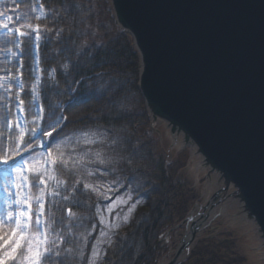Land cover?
Here are the masks:
<instances>
[{"label": "trees", "instance_id": "16d2710c", "mask_svg": "<svg viewBox=\"0 0 264 264\" xmlns=\"http://www.w3.org/2000/svg\"><path fill=\"white\" fill-rule=\"evenodd\" d=\"M38 7L43 10L40 19H36ZM3 24L13 30L21 44L15 47V39L0 27V156L10 151L9 133L19 131L15 123L21 107L23 126L29 130L25 139L33 142L28 152H21L25 158L45 154L49 145L65 136H79L85 130L98 132L102 143L81 145L76 152L91 147L93 152L100 151L107 163L88 164L94 174L82 179L94 185L117 184L120 191H132L142 200L130 222L115 233L112 245L104 248L107 254L101 255L98 264H156L167 253L163 236L186 217L198 197L178 175L187 155L183 153L167 165L149 132L137 88L138 58L127 35L116 27L107 0H0ZM37 25L39 40L32 31ZM16 28L30 35L20 37ZM37 75L40 116L32 91ZM5 87L10 90L5 92ZM17 93L23 105L15 98ZM61 115L67 117L61 121L63 131L58 129L51 138L43 136ZM9 122L12 129L7 127ZM32 128L37 129L34 136ZM40 142L44 149H39ZM72 148L68 145L65 151ZM10 174L0 163V214L8 210L4 189ZM59 177L67 180V186L56 189L58 196L46 195L45 213L55 217L54 227L65 242L60 245L62 255L43 264H86L101 233L98 208L102 202L96 192L85 190L82 184L71 191L77 174L61 170ZM64 196L70 198L64 200ZM68 209L74 217L69 216ZM86 232L88 244L82 260L81 234ZM235 243L231 234L202 239L183 264H244Z\"/></svg>", "mask_w": 264, "mask_h": 264}, {"label": "water", "instance_id": "95a60500", "mask_svg": "<svg viewBox=\"0 0 264 264\" xmlns=\"http://www.w3.org/2000/svg\"><path fill=\"white\" fill-rule=\"evenodd\" d=\"M107 1L138 57L149 131L167 161L188 151L208 197L165 264L219 216L264 264V0Z\"/></svg>", "mask_w": 264, "mask_h": 264}, {"label": "snow or ice", "instance_id": "6c2138e0", "mask_svg": "<svg viewBox=\"0 0 264 264\" xmlns=\"http://www.w3.org/2000/svg\"><path fill=\"white\" fill-rule=\"evenodd\" d=\"M42 16L43 10L41 7V16H37L36 19H40ZM17 19L19 20L20 18L18 17ZM0 27L7 29L12 38L15 39V47L20 48L21 42L15 37L13 30L7 24L0 25ZM29 27L31 28V25ZM38 30L39 25L32 29L33 32H36V40L40 39ZM15 33H18L20 37L30 35L29 32L21 31L19 28L15 29ZM8 51L11 50L9 49ZM12 55L16 56L17 53L12 52ZM66 67L67 65H65ZM0 86L3 85L0 84ZM36 88L37 85L34 84L33 93L36 92ZM9 90V88L5 87V92ZM21 90H23V85H21ZM15 98L20 105L24 104V100L20 99L19 93L16 94ZM33 98H35V95ZM20 111L23 112L24 108L21 107ZM41 111H43V108H41ZM37 119H40V117H37ZM64 120H67L66 116L61 115L58 117L51 131H45L42 135L51 138L52 133L57 132L58 129L62 132L61 121ZM7 127L12 129L13 123L9 122ZM15 128L19 130L18 133H9L10 151L0 156V163L6 166V171L12 173L6 181L4 189L6 193L5 205L8 210L6 213L0 214V264H43L46 259L61 256L60 245L65 242L61 231L54 227L57 223L55 217L51 214L46 216L45 213L46 195L58 196L60 193L56 189L61 185L67 186V180L59 177L60 171L64 170L77 174V178L72 184V192L77 191V185L82 184L85 190L90 189L106 199L109 198L106 192H100L98 186L87 182L86 179H82V177H91L94 174V170L87 168L88 164L107 163L101 152H93L91 147H87L79 153L76 152V149L81 145H96L98 142L102 143L103 139H98L100 137L98 132L85 130L79 136H65L63 140L55 143L54 146L49 145L45 154L41 155L39 159L36 156L25 158L21 156V152H28L33 147V142L31 138L25 139L28 129L22 128L18 122L15 123ZM30 131L34 136L37 129L32 128ZM68 145H73L70 152L65 151ZM14 156L20 157V159H13ZM53 181L55 182V188L50 183ZM33 188L37 189L35 194L32 192ZM69 198V196L63 197L64 200ZM130 199V195L127 199L120 198L113 203V207L118 204H126ZM33 204L37 205L35 210L33 209ZM135 207V203L129 207V215L134 211ZM109 211H111V208H109ZM68 214L71 217L75 216L71 209H68ZM129 215H125L123 219L127 221ZM101 223H104L103 218ZM107 227L111 230L112 228H119V225L112 224ZM81 235L83 242L80 246V257L84 260L83 249L88 244V233ZM104 237H108L107 231H101L100 238L92 245L91 256L87 258L86 264H98L101 255L107 254L100 245L106 243L110 247L113 241L110 237L106 240L103 239ZM66 251L71 252L72 249H66Z\"/></svg>", "mask_w": 264, "mask_h": 264}, {"label": "rangeland", "instance_id": "374dc122", "mask_svg": "<svg viewBox=\"0 0 264 264\" xmlns=\"http://www.w3.org/2000/svg\"><path fill=\"white\" fill-rule=\"evenodd\" d=\"M37 14L38 16H41V9H37ZM38 79V76H37ZM37 81L36 84L37 85ZM35 98L34 102L37 108L39 109L38 106V97H37V91L34 93ZM17 122L20 124V126L23 128V123H22V117L20 115V111L17 112ZM165 146H169L168 140L164 144ZM40 155L37 156V159H39ZM172 160V157L170 158ZM169 159V160H170ZM26 171V170H25ZM8 175V177H10ZM195 177H193L189 172L188 169L185 168V171H182L181 173V179L186 180L190 186L196 191L198 195V201L195 204L198 209L194 210L193 216L198 215L202 213V209H200L202 206H205L206 201L208 200V197L205 196V190L203 188V179L202 180H195ZM52 187L55 188V182H50ZM99 187V190L101 193L107 194L109 198H104L101 195H98L101 199V205L99 206V212H98V217L99 221L101 224V231H107L108 232V237H110L113 240V237L115 233L124 225L128 224L130 220L133 217V213L136 210L137 206L141 203V199L137 197L135 194H133L131 191H122L121 193L118 194V192L121 190V186L117 184H98L96 185ZM110 189V190H109ZM98 194V193H96ZM131 196V199L128 200L126 204H118L115 207H113V203L120 198L127 199L128 196ZM135 195V196H134ZM135 203L136 207L134 211L129 215L128 214V209L129 207ZM194 207V208H195ZM109 208H111V211H109ZM125 215H129V218L127 221L123 219ZM191 215V217H192ZM103 218L104 223H101V219ZM196 218V217H195ZM206 223V221L204 222ZM112 224H118L119 228H112L109 230V227ZM179 225V224H177ZM189 227H191V222L188 224ZM227 232H232L235 237L237 238L238 241V249L247 258V264H256L254 260V256L252 253L250 254V251L248 250V246H252L250 241H246L245 237L240 236L239 230L235 229V226L233 225L232 222L228 221L227 219L224 218V216H219L212 220L208 226L203 228L200 232H198L197 239H207V238H217L221 239V234L227 233ZM186 235V226L181 225V227H178L172 231H169L166 233V235L163 237V244L167 247V253L163 255L157 262L156 264H164L167 261H170L173 259V255L176 253V250L178 249L180 242L182 238ZM108 237H104L103 239H108ZM100 238V236H99ZM107 246L106 243L101 244L100 247L104 249ZM191 250V249H190ZM188 253L185 252L184 255ZM255 255V253H254Z\"/></svg>", "mask_w": 264, "mask_h": 264}, {"label": "bare ground", "instance_id": "6f19581e", "mask_svg": "<svg viewBox=\"0 0 264 264\" xmlns=\"http://www.w3.org/2000/svg\"><path fill=\"white\" fill-rule=\"evenodd\" d=\"M196 209H198V208L196 207ZM215 214H217V212H215ZM220 214H224V212L223 213L221 212ZM196 216L197 215H195L194 217H196ZM194 217L192 219H194ZM189 236H190V234L188 233V235H187V237L185 239V242L188 240Z\"/></svg>", "mask_w": 264, "mask_h": 264}]
</instances>
